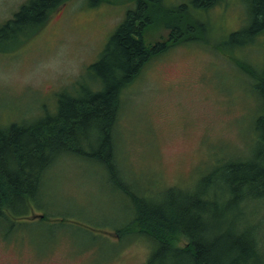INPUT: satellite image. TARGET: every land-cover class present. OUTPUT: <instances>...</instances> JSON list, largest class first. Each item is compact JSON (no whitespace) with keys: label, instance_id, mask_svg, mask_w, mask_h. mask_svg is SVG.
Segmentation results:
<instances>
[{"label":"rangeland","instance_id":"rangeland-1","mask_svg":"<svg viewBox=\"0 0 264 264\" xmlns=\"http://www.w3.org/2000/svg\"><path fill=\"white\" fill-rule=\"evenodd\" d=\"M26 1L0 0V26ZM164 1L189 4L205 30L199 25L189 32L197 39L173 44L168 27H148V43L168 40L170 46L123 91L117 177L95 158L61 155L46 170L31 208L20 219H0V264H146L152 240L121 231L133 214L127 190L159 198L166 187H189L255 145L263 108L246 69H264V34L241 48L224 44L249 24L248 5L223 0L202 11L192 0ZM135 5L66 0L36 31L0 41V126L41 117L58 107L59 94L76 93L88 82L87 66ZM255 219L264 225V203ZM185 242L180 237L177 244Z\"/></svg>","mask_w":264,"mask_h":264},{"label":"trees","instance_id":"trees-1","mask_svg":"<svg viewBox=\"0 0 264 264\" xmlns=\"http://www.w3.org/2000/svg\"><path fill=\"white\" fill-rule=\"evenodd\" d=\"M65 1L27 0L0 26V41L36 31ZM222 1L190 4L204 11ZM242 2L249 7L250 21L229 33L224 44L231 48H241L264 34V0ZM188 6L136 0L97 60L87 66L83 76L88 82L76 87V93L59 94L54 111L0 126L1 220L20 219L17 215L31 208L46 170L63 154L95 158L117 177L115 129L123 91L153 57L170 46L168 40L148 43L147 29L154 24L168 27L173 44L197 39L189 32L205 26ZM246 70L263 108L255 124V145L247 155L218 163L189 187H166L159 198L126 189L133 214L121 231L140 232L152 240L146 264H264V225L255 219L264 203V69L249 66ZM180 237L187 240L183 246L177 244Z\"/></svg>","mask_w":264,"mask_h":264}]
</instances>
